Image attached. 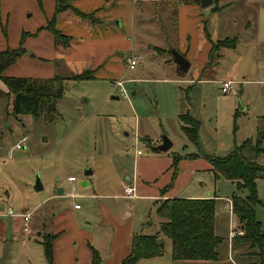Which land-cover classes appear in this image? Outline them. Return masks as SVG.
Masks as SVG:
<instances>
[{"label":"rangeland","instance_id":"374dc122","mask_svg":"<svg viewBox=\"0 0 264 264\" xmlns=\"http://www.w3.org/2000/svg\"><path fill=\"white\" fill-rule=\"evenodd\" d=\"M64 1L71 7L77 4L85 12L105 5L100 10L102 23L91 13L92 20H81L69 8L56 15L58 29L72 38L67 45L54 42L52 34L41 29L54 13L55 0H0V50L20 46L25 50L4 75L40 80L54 75L68 78L86 70L95 53L81 39L86 34L101 39L116 37V42L124 38L122 45L130 47L110 56L95 71L96 78L66 79L63 97L57 101L58 115L50 122L42 116L6 114L11 101L0 93V264H48L41 242L55 229L64 230L56 244L55 264H76L70 259L69 248H74L80 261L90 253L87 243L94 242L108 253L111 228L100 205L122 223H130L135 232L144 227L142 233H156V198L142 195L129 199L118 181H126L125 170L132 173L137 150L142 155L151 153L163 136L173 143L169 154L198 152L179 124L178 112L184 109V90L179 87L186 84L176 81L175 70L168 64L171 49L184 52L188 48L184 55L192 64L188 77L195 78L197 61L204 64L208 60L207 43L238 38L235 48L221 49L220 56L199 72L204 80L193 94L196 102L201 101L203 134L211 132L216 137L218 157L226 156L246 138H255L256 124L258 130L264 128V120L256 121V116L264 113V0H220L226 4L216 11L199 4L186 11L180 8L176 35L171 22L173 8L165 4L166 0ZM216 5L220 7L218 0ZM158 48L161 51L157 52ZM123 53L136 57L134 69L128 67ZM113 79L123 82L129 100L120 96ZM225 81H231L232 86L229 93L222 94L220 87ZM111 96H119V100ZM144 136L148 138L142 139ZM18 143L20 148L15 146ZM257 161L264 165V153ZM86 169L96 170L95 185L82 186ZM69 176L75 177L73 183ZM165 176L161 174L157 180L154 193L158 194V184ZM207 177L203 181L207 192L216 196L219 219L215 232L227 237L231 224L239 225L236 216L225 208V200L232 199L233 192L244 196L246 191L236 189L226 178L214 182ZM36 178L42 185L39 191L34 189ZM256 185L260 203L255 206V217L264 230V176L256 179ZM60 187L63 193L58 195ZM99 192H109L113 197H102ZM70 193L77 196L71 198ZM75 204L80 209H75ZM25 212L31 216L29 232L23 231L21 215ZM59 215L62 218L55 221ZM161 243L160 256L138 264L257 263L253 253L247 255L257 248L250 250L247 245L234 252L228 237L219 245L220 259L216 262L173 261L170 240L163 237Z\"/></svg>","mask_w":264,"mask_h":264},{"label":"trees","instance_id":"16d2710c","mask_svg":"<svg viewBox=\"0 0 264 264\" xmlns=\"http://www.w3.org/2000/svg\"><path fill=\"white\" fill-rule=\"evenodd\" d=\"M185 0L184 2H186ZM199 2V0H195ZM217 0H213L212 11L219 10ZM171 22L173 33L178 30L177 3H172ZM68 8L75 13L76 9L65 4L64 0H55V9L52 17L41 29L48 30L56 43L67 45L71 36L63 34L56 27V15ZM78 12V11H77ZM83 19L92 20L91 14L78 12ZM35 34V33H34ZM25 33L21 35V42ZM237 37H227L216 40L212 43L209 52V59L214 57L223 48H235ZM158 52L161 49H157ZM169 54L170 51H168ZM25 50L20 46L15 49L0 50V80L6 88V92L0 90L7 99H10V108L6 114L14 116L32 115L42 116L44 121L50 122L58 115L57 101L63 97L66 79L74 81L90 80L94 78L95 70H85L68 78L54 75L46 79H33L30 77H16L4 75L5 70L14 64ZM172 57V56H171ZM178 72L183 73L178 67ZM192 85L185 88L183 94V111L178 114L181 122V129L188 141L197 146L199 121L191 115L190 92ZM264 118V116H263ZM154 149V147H153ZM264 153V128L257 130L255 138H246L239 145L224 157H206L216 177H223L235 183L238 190H245L244 196L233 194V213L238 220L239 227L243 230L242 235H237L231 240L232 250L236 252L248 245L249 249L257 248L253 253L256 264H264V230L260 221L255 217V206L260 203L257 196L256 179L264 176V165L257 162V158ZM197 153L185 154L184 156L172 154V179L177 172V163L182 159L196 158ZM171 183L160 189V196H163L169 189ZM156 216L159 218L158 230L155 234H138L132 237L129 253L121 260L120 264H138L142 259H149L160 256L162 238L166 237L171 242V259L177 260H203L218 261L220 259L219 245L224 238L216 234L217 222L216 199L213 197L204 198H183L169 197L156 201ZM60 233L45 234L42 244L44 257L48 264H54L53 245ZM91 261L89 264H101L98 252L90 246Z\"/></svg>","mask_w":264,"mask_h":264},{"label":"crops","instance_id":"0c3cea01","mask_svg":"<svg viewBox=\"0 0 264 264\" xmlns=\"http://www.w3.org/2000/svg\"><path fill=\"white\" fill-rule=\"evenodd\" d=\"M126 1L134 2V1H139V0H126ZM184 1L185 0H166V3H165L168 6H171L172 3H177L178 28H179V24H180V18H179L180 8H181V10L186 11V9L189 7H191V9H194V8H196V6L198 7V4L200 6V1L199 2H196L195 0H187L186 2H184ZM218 1H219L220 8L223 9V7L225 6L224 4H226V3L223 1H220V0H218ZM212 5H213V3L211 5H209L208 7H211ZM104 6L105 5H103L102 7H98L92 11H89V12H85L84 10L79 9L77 7V4H76V7L75 6L72 7L73 9L74 8L76 9V13L71 8H69V9H71L74 12V14L79 16L81 18V20H89V19H83L79 15L78 12L84 13V14H90V13L94 14L95 17L101 21L100 23H102V19H101L102 11H100V10L103 9ZM57 29H58V27H57ZM63 34H65V33H63ZM174 37H175V35H174ZM174 37H173V40H174ZM81 39H84V42H86V44L91 46L95 52L91 56V58H93V59H90L89 61H87L88 66H87L86 70L90 69V70L97 71V69H99L100 67L105 65L106 61L108 60V58L110 56L117 54L119 52V50H123V49L128 50L130 47V46H127V43L125 45H122L124 38L117 40V42H116L115 41L116 37L115 38L112 37L110 39H105V38L101 39V37L98 38V36H95V35L94 36L93 35L87 36V34H86ZM217 40H219V39H217ZM237 42H238V40H237ZM212 43L213 42H211L210 44L207 43V45H210L208 52H206L208 60L204 64H200L199 60L197 61L198 65H197L196 70L198 72V77H195V78L188 77V72L190 71V68L192 66L191 63H190V66H189L187 72L184 73L182 71L183 72L182 74L178 72L179 66L174 62L173 58L171 59L172 61H170L171 63H168V64H171L170 67H173L172 69L175 70L176 81L177 80L181 81L183 84H186V87L189 85H192V90L190 92V99H192V101H191V115L195 120L199 121V123H200V127L198 129V142H197V146H196V149L198 151L197 152L198 157L190 158V159L189 158H187V159L182 158L177 163L178 169L176 172V176L174 179H172L173 168L171 166H172V162H173L172 161V154L173 153L169 154V151L173 145L172 142H171L172 144H171L170 148L165 152L155 150L152 147L151 153H149L147 155H142L141 152L138 153V151H140V150H137V155H135V157H134V162H133L134 164H133L132 173L129 174V172H127V170H125L126 171V178H124V177L123 178L126 181H118V185L123 190H124V187L126 185L132 186L134 188L133 195L131 197H127V198L135 199V196L137 197V196L146 195L148 197L156 198V201L163 199V198H169V197H183V198L213 197L216 199V196H214V195L212 196L211 194H209L207 192L208 190L206 188L205 183L203 182L208 178L207 176H209L210 179L212 178L214 182L218 178H220V177H216L214 175L213 171H211V165L208 162V160L206 159V157H214V156L218 155L217 154V147H216V144H217L216 143V137L213 136L211 132H208V136H205L203 134V130H204L203 123L201 122V120H199L200 115H202L201 114L202 107L200 106L201 101L197 100V102H196V100L193 99V94L195 93V89L197 88L198 84H200L204 80V79H202L201 74L199 72L204 71L208 65H211L220 56V51H218L217 54H214V57L212 59L211 58L209 59V52H210V49L212 47ZM158 49H161V48H158ZM176 49L177 48H175V50ZM177 50L180 53H182V55L186 56L188 48H186L184 50V52H183V50L182 51L179 49H177ZM157 52H158V50H157ZM130 54H131V52H130ZM130 54L123 53L122 56H125V59H126V57H128ZM167 61H169V60H167ZM134 68H132V69H134ZM83 71H85V70H83ZM78 73H80V72H78ZM194 74H195V72H194ZM195 76H196V74H195ZM94 78H96L95 73H94ZM113 80L115 81V83L121 82L123 85V82L121 80H116V79H113ZM115 86H116V84H115ZM231 86H232V83H231ZM186 87H179V88H183V90H185ZM116 88H117V90H119L118 86H116ZM1 90L6 92V88L4 87V84H3V88ZM220 92L222 94H227V93H223L221 91V87H220ZM119 94H120V96H122L120 93V90H119ZM132 94H135V92H133ZM115 97H118V98H115ZM122 98H125V97L122 96ZM111 99L119 100V96H111ZM125 99L129 100V97H127ZM182 104H183V99H182ZM192 104H193V107H192ZM240 110H244V108L241 107ZM236 111H238V109H236ZM179 113H181V112H178V114ZM263 116H264L263 112L258 114L256 116V121H259V122L263 121L264 120ZM179 124H180V121H179ZM180 125H182V124H180ZM255 127H256V129L254 130L253 133H256V131L258 130V128L260 126H258L256 124ZM144 138H148V137L144 136L142 139H144ZM160 142H161V140H159L157 144H160ZM149 143H151V141ZM185 147L186 146H182V148H185ZM192 153H194V152L185 153V154H192ZM185 154L182 155L180 153V155H182V156H184ZM261 155H263V153ZM257 162L259 163L260 161H257ZM144 166H147L146 171L142 170V168ZM91 170H92L91 174H89L88 176H84L85 179L83 181H86V184L82 185V186H89L90 184L95 185L96 182H98V177L94 178L96 170L95 169L94 170L91 169ZM124 174L125 173H123V175ZM161 174H164L166 176H165L163 182L158 184L159 187H157V190H158V194H157V193H154L155 185L157 183V180L160 178ZM126 182H127V184H126ZM169 183H171V186L169 187V189L165 192V194L163 196H160V193H159L160 189H162L163 187H165ZM231 183H233L235 186V183L233 181H231ZM193 184H195V185L193 186ZM94 185H93V187H94ZM98 185L100 186V183L96 185L97 189H98ZM105 187H106V185H105ZM105 187H103V188H105ZM99 193L101 194L102 197H105V198L110 199L111 197H113V196H111L112 194H110V195L108 194L109 192H99ZM233 194H235V193L233 192ZM58 195H60V194H58ZM96 195H98V194H96ZM105 195H107V196H105ZM7 196H9V195H7ZM76 196H77V194H75V197ZM75 197H71V198H75ZM117 197L120 198L122 196H117ZM100 207L103 210V213H101L104 217L103 219H106L105 222L108 223L110 225L109 228H111L110 230H108L109 231V239H110L109 245H108L109 246V252L107 253V251H103L102 248H100L99 246L94 244V242H92L91 244L87 243V246L89 248L90 253H88L86 256H83V258H81L80 261H77L78 260V257L76 256L77 252L74 250L73 247H70L69 248V253L71 256L70 259L76 261V264H89L90 263V261H91L90 246L92 248H94L98 252V254L100 255V258L102 260L101 264H120L121 260L130 251L132 237L134 235L144 234V233H142V230L144 227H140L139 232H135V230L133 228H131L130 223H122L120 221V219L113 212L108 210V208L101 206V205H100ZM75 209H80V206H79V208H75ZM1 215H3V214H1ZM30 218H31V216H30ZM61 218L62 217H60V215H59V216L55 217V221H59ZM0 231H2L1 228H0ZM63 231H64L63 229H55L53 232L48 233V234L60 233L59 236L54 241V245H53L54 264H55V253L57 251L56 244L59 241V238L62 235ZM146 235H152V234H146ZM227 237H223V238L227 241ZM229 246H230V244H229ZM214 262H216V261H214ZM221 264H224V263H221Z\"/></svg>","mask_w":264,"mask_h":264},{"label":"built area","instance_id":"2783aa9c","mask_svg":"<svg viewBox=\"0 0 264 264\" xmlns=\"http://www.w3.org/2000/svg\"><path fill=\"white\" fill-rule=\"evenodd\" d=\"M127 60V64H128V67L130 69L134 68L135 65H136V57L134 55L130 56V57H127L126 58ZM116 86H118L119 90H120V93L123 97L127 98L128 97V94L126 92V90L124 89L123 85L121 82H116L115 83ZM231 89V81H225L222 83V86H221V91L223 93H228ZM16 148H20L21 145L18 143L15 145ZM138 153H140V151H138ZM68 181L73 183L75 181V177L74 176H69L68 177ZM74 186H72V190H74ZM124 195L127 196V197H131L133 195V191H134V188L132 186H129V185H126L124 187ZM70 197H75V193H70L69 194ZM75 208H79V205L75 204L74 205ZM225 208L230 211L233 215V202H232V199H226L225 200ZM22 217V220H23V231L24 232H28V222L30 221V213L29 212H25L21 215ZM231 227L232 229L230 230L229 234H228V238H229V241L231 242V240L237 236V235H242L243 234V230L239 227V226H235L234 223L231 224Z\"/></svg>","mask_w":264,"mask_h":264},{"label":"water","instance_id":"95a60500","mask_svg":"<svg viewBox=\"0 0 264 264\" xmlns=\"http://www.w3.org/2000/svg\"><path fill=\"white\" fill-rule=\"evenodd\" d=\"M200 1V7H208L209 5H211L213 3V0H199ZM171 56L174 60V62L179 66V68L186 73L189 66H190V62L188 61V59L182 55L179 51L175 50V49H171L170 50ZM118 98V97H115ZM171 141L167 136H163L162 141L160 144H158L157 146L154 147L155 150L161 151V152H165L167 151L170 146H171ZM92 173L91 169H86L84 171V176H88L89 174ZM86 181H82V185H85ZM34 189L35 191H39L42 189V185L41 182L38 178H36V182L34 185ZM57 194H62L63 192V188H58L57 189ZM162 243H160V247H162Z\"/></svg>","mask_w":264,"mask_h":264}]
</instances>
